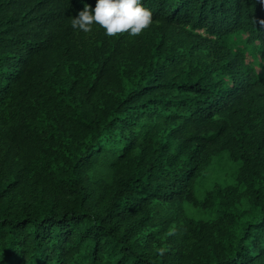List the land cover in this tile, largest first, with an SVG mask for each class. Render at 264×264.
<instances>
[{
    "label": "trees",
    "instance_id": "obj_1",
    "mask_svg": "<svg viewBox=\"0 0 264 264\" xmlns=\"http://www.w3.org/2000/svg\"><path fill=\"white\" fill-rule=\"evenodd\" d=\"M85 2L0 0V264H264V3Z\"/></svg>",
    "mask_w": 264,
    "mask_h": 264
},
{
    "label": "clouds",
    "instance_id": "obj_2",
    "mask_svg": "<svg viewBox=\"0 0 264 264\" xmlns=\"http://www.w3.org/2000/svg\"><path fill=\"white\" fill-rule=\"evenodd\" d=\"M151 19V12L142 6L141 0H96L94 7L84 3L83 9L72 16L71 27L88 33L95 24L107 36L124 32L134 36L146 29ZM261 23L264 24V20Z\"/></svg>",
    "mask_w": 264,
    "mask_h": 264
},
{
    "label": "rangeland",
    "instance_id": "obj_3",
    "mask_svg": "<svg viewBox=\"0 0 264 264\" xmlns=\"http://www.w3.org/2000/svg\"><path fill=\"white\" fill-rule=\"evenodd\" d=\"M228 173V167L225 166V164H222V165H217L214 167V169H212L211 171V174H210V178L208 181H203V183L206 185V186H209L211 183L210 181L211 180H214L216 177L219 178H222V176L224 174ZM198 216H204V214H198Z\"/></svg>",
    "mask_w": 264,
    "mask_h": 264
}]
</instances>
